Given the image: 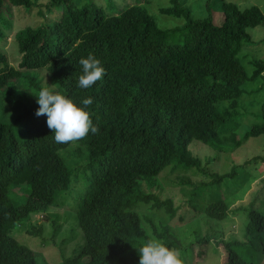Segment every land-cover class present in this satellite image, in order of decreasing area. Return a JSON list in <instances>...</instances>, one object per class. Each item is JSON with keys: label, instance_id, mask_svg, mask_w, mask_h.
I'll return each mask as SVG.
<instances>
[{"label": "trees", "instance_id": "obj_1", "mask_svg": "<svg viewBox=\"0 0 264 264\" xmlns=\"http://www.w3.org/2000/svg\"><path fill=\"white\" fill-rule=\"evenodd\" d=\"M210 1L202 19L193 18L180 0L159 9L185 20L179 39L171 41L177 28L159 27L144 5L148 0H131L120 10H114L111 0L104 5L93 0H48L44 5L0 0V39L2 29L10 27L2 17L9 12L5 2L30 11L56 6L59 13L14 34L20 54L15 66L0 51V264H42L14 231L30 226L33 214L46 212L77 180L83 187L74 213L83 242L61 264H139L138 247L150 238L143 221L155 238L178 249L184 264H190V244H175L163 234L165 228L158 231L139 212L150 202L149 210L162 208L170 218L184 204L219 221L229 212L244 214L240 239L213 244L226 253L223 264H262L264 212L255 205L259 195L229 210L206 189H216L234 174L208 171L189 146L195 140L227 152L264 134V101L260 113L237 134L248 116L240 102L242 85L264 71V62L257 60L249 63V70L243 63L247 55L241 53L250 41L247 28L263 25L264 14L256 5L240 8L218 0L223 21L215 25ZM89 53L101 60L106 74L91 88L80 89L79 59ZM40 71L49 76V85L78 105L86 96L93 98L89 110L98 133L55 142L47 117L35 115L38 104L29 92L44 85ZM2 104L10 107L7 117ZM255 160H264V155ZM189 171L204 178L186 179ZM176 184L186 197L178 205L152 192ZM211 238L205 234L196 239L209 243Z\"/></svg>", "mask_w": 264, "mask_h": 264}, {"label": "rangeland", "instance_id": "obj_2", "mask_svg": "<svg viewBox=\"0 0 264 264\" xmlns=\"http://www.w3.org/2000/svg\"><path fill=\"white\" fill-rule=\"evenodd\" d=\"M47 1L37 0V4L44 5ZM93 1L102 5L105 3V0ZM180 1L190 9L193 18L202 19L207 16L206 0ZM219 1H210L211 19L215 25H219L223 21ZM226 1L233 2L240 8L256 5L264 14V0ZM111 2L114 4V10H120L129 4L131 0H111ZM144 5L159 27L163 29L177 28V33L170 40H178L179 31L185 22L184 18L159 13L160 8L170 5V0H148ZM5 6L8 7L9 11L6 15L10 13L11 17H7L3 12L2 17L4 16L9 21L10 27L2 29L4 38L0 39V51L5 53L8 62L15 66L19 62L20 54L17 50L14 34L27 26L35 27L46 22L47 19H55L59 13L56 6L47 9L39 5L40 7L37 6L31 11L26 6H13L7 2H5ZM37 11H41V14ZM247 32L250 41L244 43L241 55L246 54L247 58L243 60V63L249 64L254 60L264 62V41H259L264 38V24L254 28L249 27ZM251 66V64L248 65L249 70L252 69ZM40 73L42 83L49 84L50 78L46 72L40 71ZM51 79L53 81L54 78L51 76ZM242 90L243 95L240 102L248 116L244 119L243 126L237 131L238 135L242 134V128L248 125L251 120H254L257 113H260V106L264 101V71L252 82L242 85ZM1 106L3 116L7 117V113L11 112L9 105L2 104ZM7 119L4 120L8 121ZM189 148L208 171L219 174L232 172L234 174V176L225 178L217 185L216 189H206L212 198L224 200L228 205V209L231 210L247 205L251 199L259 195L255 205L264 212V160L253 161L256 156L264 155V134L250 137L237 148L227 152L216 151L195 140L191 142ZM65 157L67 160L70 159L66 155ZM189 175L191 179L188 178ZM171 177L177 180L174 174ZM184 177L192 181H199L204 178L202 173L198 171L195 173L189 171ZM82 187L83 185L79 180L72 181L70 187L64 194L62 193L59 196L52 207L46 212H38L32 215L30 226L18 227L14 231L16 239L30 247L42 264H61L62 258L71 257L76 248L83 242L82 232L74 213ZM152 192L158 194L162 199L171 198L175 205L186 198L180 192V186L177 184L169 185L168 188L165 187L160 191L152 189ZM207 201H210V199H207ZM150 205L151 202L143 205L139 208V212L148 215L158 231H161L162 227L165 228L164 231L162 230L163 234L173 240L175 244L179 246L190 244L192 248L190 264H223V261L226 260V253L222 251L220 246H215L213 243L218 239L241 238L245 216L238 211L229 212L224 220L219 221L206 217L202 212H195L184 204L178 214L174 218H170L169 214L162 208L149 210ZM143 224L150 238H155L149 224L144 221ZM205 234L212 235L209 243H201L196 239ZM214 247L216 250H214ZM262 264H264V260Z\"/></svg>", "mask_w": 264, "mask_h": 264}, {"label": "clouds", "instance_id": "obj_3", "mask_svg": "<svg viewBox=\"0 0 264 264\" xmlns=\"http://www.w3.org/2000/svg\"><path fill=\"white\" fill-rule=\"evenodd\" d=\"M79 64L82 72L78 77L77 87L80 89L91 88L106 74L101 60L93 53L81 57ZM29 92L36 97L38 104L35 115L47 117V127L54 133L56 143L75 142L86 137L89 132H99V126L93 123L89 110V106L93 104L91 96L84 97L78 105L71 98L61 94L54 84L48 83L42 85L38 92ZM138 253L139 264H184L178 249L170 248L157 238L147 239L138 247Z\"/></svg>", "mask_w": 264, "mask_h": 264}]
</instances>
